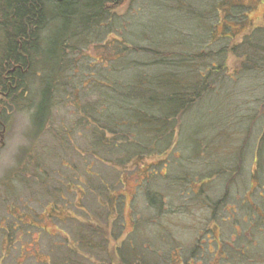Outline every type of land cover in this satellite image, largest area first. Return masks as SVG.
I'll return each instance as SVG.
<instances>
[{
  "label": "rangeland",
  "instance_id": "obj_1",
  "mask_svg": "<svg viewBox=\"0 0 264 264\" xmlns=\"http://www.w3.org/2000/svg\"><path fill=\"white\" fill-rule=\"evenodd\" d=\"M221 1L126 0L107 31L97 36L101 41L80 48L79 56L71 55L73 64L65 76L71 85L93 65L95 70L109 66L114 52L123 57L124 50L130 52L135 70L148 69L161 55L169 58L171 50L226 63L229 76L212 75L211 88L174 126L170 143L160 153L147 151L127 161L135 136L124 125L107 126L110 132L102 127L114 116L109 95L120 97L115 88H106L105 95L84 82L78 110L73 93H63L54 120L38 140L29 134L32 111L27 110L37 94L14 95L20 104L14 107V99L0 91V264H60L58 258L69 249L82 251L78 238L82 231L93 236L92 228L101 230L116 254L88 248L80 258L84 264H126L120 257L126 260L130 245L155 251L159 264H218L224 239L232 253L246 241L264 255V71L241 74L240 51L232 50L253 31L264 33V0H231L228 12L221 9L228 5L222 7ZM242 11L246 24L237 30ZM228 13L233 32L223 24ZM164 30L169 35L162 38ZM225 35L233 39H222ZM168 40L172 49L165 48ZM190 41L195 48L188 54L183 50ZM25 79L28 89L40 83L36 76ZM91 122L93 131L104 132L101 148L114 144L117 155H109L107 148L96 152L103 162L93 157ZM111 156L115 162L107 163ZM38 162L46 168L35 170ZM25 180L32 183L23 184ZM108 185L111 203L100 190ZM54 212L58 221L49 219ZM135 259L128 264H137ZM237 264H264V258L255 255Z\"/></svg>",
  "mask_w": 264,
  "mask_h": 264
},
{
  "label": "trees",
  "instance_id": "obj_2",
  "mask_svg": "<svg viewBox=\"0 0 264 264\" xmlns=\"http://www.w3.org/2000/svg\"><path fill=\"white\" fill-rule=\"evenodd\" d=\"M125 1L0 0V91L6 94L7 98L14 99L12 101L13 106L16 102L14 95L18 93L24 96L29 93L30 95L37 94V100L27 106V110L32 111L29 130L31 137H35L37 140L41 138L48 123L54 120V113L61 104V95L63 93L67 95L72 92L75 100L74 105L77 107L76 110L81 108L82 98L79 97V89L82 86L85 87V82L88 86L92 84L97 87L98 91L102 90L105 95L106 88H115L119 92V98L109 95L110 104H114L111 106L114 109V116L111 118L107 117L106 123L109 122V124L101 125L106 131L109 130L108 132L112 129L110 127L107 128V126L124 125L123 127L126 128L125 131L128 135L135 136L136 142L129 150V155H133L129 157L125 155L127 161L137 159L138 156L142 158L147 151L149 154L160 153L162 151L160 147H167L168 143H170L174 126L211 88L213 84L212 75L222 76L224 74L226 77L229 76L226 72L225 62L217 63L214 59L209 60L207 57L203 58L195 55L184 56L185 54H178L177 51L172 50L169 54L166 53L169 58H164L161 55V57L153 58L147 64L148 69L135 70L132 68L133 66L131 67V61L128 59L129 54L127 53L130 52L124 50L123 57L120 56V53H113L115 54L113 59H108L109 66H96L97 70H95L93 65L92 70H87L89 74L80 75L78 83L74 82L71 85L65 82V76L67 78L70 66L73 64L71 55L79 56L80 48L100 42L101 38L97 39V36L107 31L110 19L113 20L115 17L114 12ZM225 4L228 5L223 7ZM230 5L231 0L221 1L222 10L228 12V6ZM217 7L218 5H216ZM237 7L243 8L244 6L240 5ZM228 15L229 13L226 15V20L223 24L226 26V30H229L228 32H233L231 18L229 17L228 19ZM246 16L247 14L243 11L238 14L239 20L242 22L237 30L245 26ZM168 35L166 30L161 32L162 38ZM172 38H174L173 35ZM222 39H233V37L225 35ZM111 45L112 43L110 42V48H112ZM171 45L172 43L168 40L165 43V48L172 49L173 46ZM185 47L183 51H188V54H191L189 49L195 48L193 41L188 42ZM233 48L232 50L235 53L240 51L238 55L241 60L238 71L241 74L245 72L253 74L264 71L263 32L261 33L259 30L253 31L243 39L242 43L235 45ZM161 53H163L162 50ZM119 62H122V65ZM187 67L189 70H185ZM125 71L132 73V75H124L126 74L124 73ZM26 75L36 76L40 79V83L34 89H28V81L25 79ZM92 78H94V84L91 81ZM229 78L233 79L232 77ZM33 85L32 83V87ZM83 99H86V93ZM104 101L105 97L103 96V103ZM19 105V102H16V106L19 107ZM106 106L107 104H105ZM89 111L90 109L86 111L87 115H89ZM9 112L11 113L12 110L10 109ZM94 113L96 112L94 111ZM97 120V117H92V121L97 122ZM91 125L94 128L90 133L93 148L89 147L94 152L93 157L103 162L96 155V152L98 150L105 151L107 148L109 149V155H117L115 151L117 146L114 144L113 147L101 148L100 143L105 138L104 132L93 131L96 125L93 122H91ZM136 136H138V139ZM154 137L156 140L152 141ZM138 142L141 143L139 146L137 145ZM260 144L262 145L260 151H263L264 135ZM121 153L123 154V150ZM262 159L263 157L259 155L258 165H260ZM113 161L111 156L106 162ZM116 162L120 164L119 161ZM61 164L63 166L66 163L61 160ZM72 164H70V170L74 169ZM41 166L46 168L44 164L38 162L34 169L36 170ZM29 183L32 182L29 180L23 182V184L27 185ZM41 183L45 184L44 179H42ZM100 190L107 194L101 193L104 199H108L111 203V199H113L111 195L112 188L108 185L100 188ZM114 202L115 204L118 203V201ZM48 216L49 219L58 221L55 218V212L54 214L50 213ZM79 230L82 229L79 227ZM92 231L95 233L93 236H85L82 231L83 235L78 238L80 245H82L79 246L82 249L81 252H76L77 249H69V252L65 253L64 257L60 256L58 258V263L61 264L65 261L69 264H84L80 258H84L82 253L85 250L89 252L88 248L90 250L94 249L98 253L106 251L109 254H116L105 242V238L100 235L99 231L101 230L92 228ZM258 232L260 233L261 231ZM226 244V239L222 240V249L218 258H216L218 264H237L238 261L249 260L255 255L264 258V255L260 254L261 251L259 249H254L255 246L252 247V245L249 246L246 241L239 243L241 250L236 254L227 250ZM126 250L128 251L125 257L126 260L123 259L122 254L121 257L118 255L123 260L122 263L128 264L135 258L139 262L143 261V264L160 263L161 257L156 258L154 255L155 251L135 249L131 245ZM46 264L49 263L46 262Z\"/></svg>",
  "mask_w": 264,
  "mask_h": 264
}]
</instances>
